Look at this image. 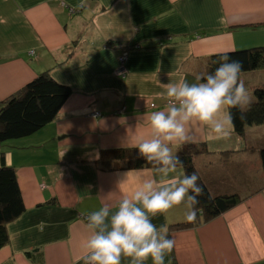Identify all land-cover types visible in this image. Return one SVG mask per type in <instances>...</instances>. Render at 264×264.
<instances>
[{
	"label": "crops",
	"instance_id": "0c3cea01",
	"mask_svg": "<svg viewBox=\"0 0 264 264\" xmlns=\"http://www.w3.org/2000/svg\"><path fill=\"white\" fill-rule=\"evenodd\" d=\"M262 45L264 0H0V101L44 71L71 88L51 122L0 146L24 204L5 225L0 264H82L86 216L153 174L127 168L113 151L136 149L148 135L144 117L164 107L163 84L196 82L210 55ZM257 81L252 87L264 84ZM190 139L173 152L205 145L208 152L193 156L196 172L212 196L239 200L192 227H171L186 221L185 204L154 217L175 240L166 264H264V123L242 136L231 127L222 139L194 128ZM183 176L177 167L157 179Z\"/></svg>",
	"mask_w": 264,
	"mask_h": 264
},
{
	"label": "clouds",
	"instance_id": "9594fccd",
	"mask_svg": "<svg viewBox=\"0 0 264 264\" xmlns=\"http://www.w3.org/2000/svg\"><path fill=\"white\" fill-rule=\"evenodd\" d=\"M241 72V62L225 54L214 72L197 76L196 82L179 79L163 84L158 95L164 107L144 117L148 135L134 145L138 158L152 165L153 174L142 178L135 191L115 206L104 203L86 216L87 236L78 257L82 264H122L125 258L130 264H147L149 259L152 264H166L175 240L167 225L157 227L152 219L185 204V219L194 222L203 188L196 172L167 182L157 177H170L183 166L173 148L190 143L194 128L222 139L233 126L230 109H239L244 118L251 97Z\"/></svg>",
	"mask_w": 264,
	"mask_h": 264
},
{
	"label": "trees",
	"instance_id": "16d2710c",
	"mask_svg": "<svg viewBox=\"0 0 264 264\" xmlns=\"http://www.w3.org/2000/svg\"><path fill=\"white\" fill-rule=\"evenodd\" d=\"M227 54L230 60H238L242 64V73L264 67V45L212 54L207 61V73H212L219 67L220 57ZM71 94V88L53 79L48 71L39 73L15 94L0 101V146L9 140L29 136L47 123L51 122ZM254 99L241 119L239 109H230L233 116V130L242 136L246 127L264 123V84L253 88ZM116 158L124 161L127 168L152 167L146 161L138 158L136 149L113 151ZM208 152L205 145H186L178 153L183 166L184 175L196 172L193 156ZM3 157V155H2ZM262 171H264V147L259 150ZM112 158L105 163L110 167ZM198 175V173L196 172ZM199 176V175H198ZM197 183L203 188V194L198 197L197 218L194 222L175 223L172 228L192 227L201 222H207L221 212L238 202V196H212L201 180ZM24 211V204L18 186L15 168L5 163L0 164V248L7 244L9 236L6 224L17 218Z\"/></svg>",
	"mask_w": 264,
	"mask_h": 264
},
{
	"label": "rangeland",
	"instance_id": "374dc122",
	"mask_svg": "<svg viewBox=\"0 0 264 264\" xmlns=\"http://www.w3.org/2000/svg\"><path fill=\"white\" fill-rule=\"evenodd\" d=\"M257 70L258 71H264V67L259 68ZM248 73H250V74H248ZM262 74H264V73H262ZM260 76H262V75L258 76V75L255 74V72H247V74L245 73V74L240 75V78L244 81L246 89H247V92H248V94H249V96L251 97L252 100L254 99L253 88L255 87V86L252 87V82L253 81L256 82L257 80H258L257 82H261L260 80L264 79V77L261 78ZM11 141H16V140H9V141H6V142L8 143V142H11Z\"/></svg>",
	"mask_w": 264,
	"mask_h": 264
},
{
	"label": "built area",
	"instance_id": "2783aa9c",
	"mask_svg": "<svg viewBox=\"0 0 264 264\" xmlns=\"http://www.w3.org/2000/svg\"><path fill=\"white\" fill-rule=\"evenodd\" d=\"M76 10H78V9H75V10H74V9H69L70 13H73V12H75ZM126 54H127V52L124 51V52L120 55V57L118 58V67H117L116 70H115V73H116L117 75L124 76V74H125L124 62H125V59H126Z\"/></svg>",
	"mask_w": 264,
	"mask_h": 264
}]
</instances>
